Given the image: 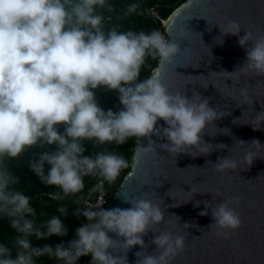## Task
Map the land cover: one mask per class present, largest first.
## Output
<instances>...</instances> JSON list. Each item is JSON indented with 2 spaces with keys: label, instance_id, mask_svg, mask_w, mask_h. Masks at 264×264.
<instances>
[{
  "label": "clouds",
  "instance_id": "1",
  "mask_svg": "<svg viewBox=\"0 0 264 264\" xmlns=\"http://www.w3.org/2000/svg\"><path fill=\"white\" fill-rule=\"evenodd\" d=\"M110 7L108 0H0V214L9 218L10 226L19 234L13 238L15 258L7 246L0 245V264H35V259L42 256L63 264H77L80 257L89 255L91 264H127L126 255H113L117 248L125 254L135 245L147 249L142 237L151 226L164 221V212L150 200L135 198L123 200L130 208L104 210L109 202L106 204L101 189L103 182L113 183L121 170L128 167V161L114 152L85 156L84 141L120 145L129 138H137L138 143L140 138H146L147 147H138V155H157L152 136L167 141L159 147L170 155L193 156L189 149L208 155L213 149L203 141L202 133L206 125L225 116L223 112L209 107L208 99L195 91L191 97L179 91L170 92L159 72L139 80L147 56L158 57L161 65H167L180 51L179 45L168 40L164 32L170 15L161 19L151 9V16L161 28L150 33L118 31V25L105 31L102 10ZM138 8L137 3L129 4L126 13H134ZM240 30L238 22L229 21L227 31L221 33L238 35ZM244 31L238 39L239 46L245 48L244 64L231 73L217 74L264 76V34ZM97 89L117 92L121 109L103 110L96 99ZM241 95L249 99L243 89ZM160 120L166 127H157ZM256 120L257 126L250 124L254 130L264 122V112L256 113ZM60 126L63 132L59 131ZM236 142L245 145L242 140ZM250 144L264 147L257 140ZM53 145L54 151H45L38 161H30L31 170L45 185L56 186L63 196H70L83 190L85 176L99 177L100 182L97 189L88 191L80 205L81 212H76L85 221L67 246L61 243L55 247H33L29 237L42 240L64 236L67 229L58 216L39 227L24 218L26 214L35 215L31 198L15 190L18 178L4 165L29 150ZM257 157L255 152L246 151L243 162L250 167ZM45 163L50 166L47 175ZM213 165L219 173L238 168L236 160L230 157L218 158ZM99 193L103 203L94 211L85 210V204H94ZM51 198L63 197L56 193ZM233 199L238 198L230 197L211 208L214 223L208 228L235 231L241 226L239 214L229 206ZM205 206L209 207L207 203ZM58 211L67 215V207ZM183 225L186 229L196 227L187 222ZM109 233L123 238L122 245L118 243L120 239H112ZM218 234L226 237V231ZM184 240L183 235L174 237L167 231L161 232L150 241L159 254L138 251L136 264H170L183 252Z\"/></svg>",
  "mask_w": 264,
  "mask_h": 264
},
{
  "label": "water",
  "instance_id": "2",
  "mask_svg": "<svg viewBox=\"0 0 264 264\" xmlns=\"http://www.w3.org/2000/svg\"><path fill=\"white\" fill-rule=\"evenodd\" d=\"M229 21L240 24L238 35H222ZM244 30L264 34V0H185L166 20L164 32L180 51L172 64L161 65L158 59L150 76L159 72L172 93L179 91L191 97L195 91L225 116L206 125L202 133L203 141L213 147L208 155H199L195 149L188 151L196 157L170 155L159 147L167 141L155 136L151 139L157 155H138V147H147L148 140L140 138L138 143L135 138L129 170L104 210L130 208L123 202L126 198L147 199L164 212V221L151 226L142 237L147 249L135 245L126 254L115 250L113 255L127 256V264H136L138 251L158 255L150 241L165 231L185 237L183 252L170 264H264V147L250 144L257 140L264 145V122L258 130L253 129L257 126L256 113L264 112V76L217 74L231 73L244 64L245 48L238 44ZM157 127L166 125L160 120ZM240 140L245 145H238ZM217 144L227 147L217 149ZM246 151L258 156L250 167L243 162ZM223 157L236 160L237 170L216 172L213 164ZM230 197L238 198L229 206L239 214L241 226L235 231L208 228L214 223L211 208ZM175 204L179 206L172 207ZM202 211L208 214L199 215ZM186 222L196 227L186 229ZM220 231H226V237L219 235ZM109 236L120 239L122 245L123 238L113 233Z\"/></svg>",
  "mask_w": 264,
  "mask_h": 264
},
{
  "label": "trees",
  "instance_id": "3",
  "mask_svg": "<svg viewBox=\"0 0 264 264\" xmlns=\"http://www.w3.org/2000/svg\"><path fill=\"white\" fill-rule=\"evenodd\" d=\"M184 0H108L111 5L110 8L102 10L106 18L105 31L112 26L118 25V31H144L150 33L157 31L161 28L159 21H155L151 16V9L155 10L161 19H165L171 12L177 8ZM137 3L139 8L136 12L127 14L126 8L129 4ZM157 58L147 56L145 63L140 70L139 80L142 81L150 76L152 69L157 64ZM96 99L99 106L107 111L111 109L113 112H118L121 105L118 99V93L115 91H107L105 89H97ZM59 131L63 132V126H60ZM135 137L129 138L126 143L117 145L114 142L111 144H96L93 141H84L86 151L83 153L85 156H95L98 153L114 152L117 155L124 157L128 161V167L121 170L116 180L108 184L103 182L102 190L104 192L106 204L113 197L116 189L121 183L123 177L129 170V161L134 147ZM55 146H49L47 149H32L25 152L22 156L14 160L5 161V165L10 172L18 178V184L14 186L15 190L21 191L24 195L30 197V206L33 208L35 215L31 216L26 214L25 219L32 220L34 227H39L41 224L46 223L52 216L60 217L62 223L67 229V234L64 236H51L46 239L37 240L35 236L29 237L33 247H43L49 245L55 247L58 244H67L75 238V232L78 227L85 221L83 215H76L80 210V205L87 197L89 190L97 189L96 185L100 182L99 177L85 176L83 178L84 188L81 192L70 196H63L60 189L56 186L45 185L41 179L30 168V161H38L40 156L45 151H54ZM44 174L50 169V166L44 164ZM56 193H60L62 199H52L51 197ZM60 207H67V215H63L58 211ZM44 230V229H41ZM19 235L15 229L10 226L9 218L0 214V245L7 246L11 253L12 258H15L17 248L14 245L13 238ZM89 256H82L77 261V264H89ZM35 264H63L55 258L42 256L35 259Z\"/></svg>",
  "mask_w": 264,
  "mask_h": 264
},
{
  "label": "built area",
  "instance_id": "4",
  "mask_svg": "<svg viewBox=\"0 0 264 264\" xmlns=\"http://www.w3.org/2000/svg\"><path fill=\"white\" fill-rule=\"evenodd\" d=\"M155 14V13H154ZM161 33V32H160ZM163 34V33H162ZM164 35V34H163ZM165 37V35H164ZM166 39V37H165ZM167 40V39H166ZM103 203V198H102V193H99L98 197H97V201L94 204H90L89 202H87L85 205V210L87 209H91V210H96L101 204Z\"/></svg>",
  "mask_w": 264,
  "mask_h": 264
}]
</instances>
